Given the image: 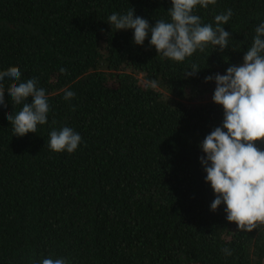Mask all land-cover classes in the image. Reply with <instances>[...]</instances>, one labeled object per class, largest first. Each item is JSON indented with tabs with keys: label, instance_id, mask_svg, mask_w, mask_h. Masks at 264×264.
I'll return each mask as SVG.
<instances>
[{
	"label": "trees",
	"instance_id": "trees-1",
	"mask_svg": "<svg viewBox=\"0 0 264 264\" xmlns=\"http://www.w3.org/2000/svg\"><path fill=\"white\" fill-rule=\"evenodd\" d=\"M129 8L154 26L170 20L171 0H0V71L36 79L50 105L47 124L17 137L6 113L22 105L4 93L0 264H264V226L237 231L223 204L210 210L199 147L223 122L205 77L243 62L264 0L197 6L213 27L231 9L221 25L231 37L223 52L209 45L179 63L157 54L150 35L137 46L132 30H112L108 17ZM192 64L200 71L185 77ZM66 90L75 97L66 101ZM65 126L81 143L53 153L49 132Z\"/></svg>",
	"mask_w": 264,
	"mask_h": 264
},
{
	"label": "clouds",
	"instance_id": "clouds-1",
	"mask_svg": "<svg viewBox=\"0 0 264 264\" xmlns=\"http://www.w3.org/2000/svg\"><path fill=\"white\" fill-rule=\"evenodd\" d=\"M217 0H171L167 11L170 20H156L150 26L148 20L134 16V9L125 14L112 13L108 24L112 30H132L133 43L142 46L149 37V45L157 54L174 62H183L197 51L203 52L209 45L223 52L231 34L221 25L227 24L232 10L215 16V27L203 24L194 14L197 6L208 8ZM185 77L196 75L200 70L192 64ZM61 68V74L66 73ZM13 81L5 90V78ZM18 67L0 71V106L7 107L4 93L7 91L12 105H22L16 113H6L13 135L23 137L36 133L38 126L48 123L50 105L45 89L38 87L34 78L21 79ZM205 83L214 82L212 102L223 109V122L208 134L199 145L203 156L200 163L206 174L215 199L210 210L216 211L223 204L226 219L234 223L237 231L252 232L264 226V150L257 146L264 142V23L255 29L253 43L239 65H231L225 74L205 77ZM156 88V81L146 82ZM75 93L66 90L64 99L71 100ZM31 97V103L27 99ZM82 137L70 127L49 132V149L56 154L74 153ZM232 255L228 248L222 249ZM40 264H67L64 258L43 259Z\"/></svg>",
	"mask_w": 264,
	"mask_h": 264
}]
</instances>
